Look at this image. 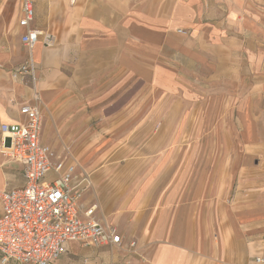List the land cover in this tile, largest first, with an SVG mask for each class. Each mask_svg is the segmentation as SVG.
Listing matches in <instances>:
<instances>
[{"label": "crops", "instance_id": "obj_1", "mask_svg": "<svg viewBox=\"0 0 264 264\" xmlns=\"http://www.w3.org/2000/svg\"><path fill=\"white\" fill-rule=\"evenodd\" d=\"M32 1L30 26L54 37L32 49L34 88L9 72L28 53L20 0H0V125L23 122L19 107L37 104L40 142L54 151L111 138L117 121L133 127L104 192L89 177L80 203L97 205L136 253L70 241L55 264H264V186L250 165L264 143V0ZM197 106L205 112L193 116ZM193 125L210 129L176 132ZM23 182L22 165L0 152V189Z\"/></svg>", "mask_w": 264, "mask_h": 264}, {"label": "built area", "instance_id": "obj_2", "mask_svg": "<svg viewBox=\"0 0 264 264\" xmlns=\"http://www.w3.org/2000/svg\"><path fill=\"white\" fill-rule=\"evenodd\" d=\"M20 5L18 24L25 29L20 41L28 53L9 72L14 80L34 88L32 49L40 37L46 46L52 45L54 37L30 26L32 0H20ZM19 112L25 117L23 122L0 125V152L22 165L24 179L20 187L0 189V264H55L70 241L109 248L127 245L128 252L136 253V240L123 244L117 228L97 218V205L82 208L80 197L91 186L90 179L76 173L75 162L40 142L38 105L23 104Z\"/></svg>", "mask_w": 264, "mask_h": 264}, {"label": "rangeland", "instance_id": "obj_3", "mask_svg": "<svg viewBox=\"0 0 264 264\" xmlns=\"http://www.w3.org/2000/svg\"><path fill=\"white\" fill-rule=\"evenodd\" d=\"M129 96L128 94L123 95L122 97H114L112 100V106L111 109L106 110L107 113H112V114H117L119 111H116V106L118 107L121 102L126 100V96ZM182 100V99H181ZM188 99H186L187 101ZM184 103V102H182ZM198 107V106H197ZM87 114H91V109L88 108L86 110ZM177 112V117L179 118L182 116L183 111H176ZM205 112L204 110H200L199 107L198 109L192 110V115L199 116L200 113ZM213 113L215 111H212ZM100 116H102L101 111H99ZM176 114V113H175ZM179 114V115H178ZM97 117V116H96ZM119 121L115 122L111 126V130L108 133H112L111 138H105L102 141L98 142H92V141H76V142H71V141H66V142H55L54 148H55V154L59 155L61 158L66 157V159L71 160L75 162L76 164V173L77 174H86L90 179H92L93 183V189L96 188L98 189L97 192H104L103 189H100L103 185V182L110 176L109 173L110 167L114 166V170L118 169L119 164H120V150L122 146L124 145L123 142L120 141V135L123 133H126L129 130H132L133 127L130 126H125V125H120L117 124ZM83 128L85 129H92V128H98L97 124H94V126H81L80 129ZM175 127H161L160 132H168V130H174ZM209 126H177L176 127V132H183V133H206V130L208 129ZM210 129V128H209ZM261 130L264 132V127H261ZM222 131L224 133L225 137H230L229 134V127L224 126L222 128ZM221 131V132H222ZM116 135V136H115ZM1 143V141H0ZM195 145V143H191V145ZM210 144L215 148V143H207ZM224 146H222L223 149L225 150H248V147H246L244 144L240 142L239 145L235 142H225L224 141ZM116 151L114 154L113 152ZM255 152L259 154L257 157L258 163L254 164L253 161H251L250 165H255L256 166V171L254 174L255 181H256V187L259 186H264V143H257ZM243 163H241L242 165ZM105 173L107 174L105 176ZM259 193H264V191H259Z\"/></svg>", "mask_w": 264, "mask_h": 264}]
</instances>
